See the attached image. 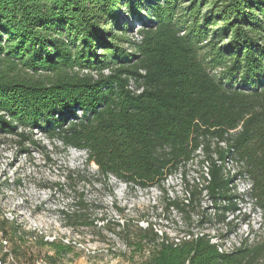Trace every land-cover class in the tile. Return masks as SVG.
<instances>
[{
    "label": "trees",
    "instance_id": "obj_1",
    "mask_svg": "<svg viewBox=\"0 0 264 264\" xmlns=\"http://www.w3.org/2000/svg\"><path fill=\"white\" fill-rule=\"evenodd\" d=\"M34 130L125 185L183 174L187 198L165 209L199 233L174 242L152 222H116L138 264H251L264 242L220 252L210 240L234 231L245 198L264 215V0H0V133L21 144ZM193 164L206 171L190 187ZM212 219L227 235L205 231Z\"/></svg>",
    "mask_w": 264,
    "mask_h": 264
},
{
    "label": "rangeland",
    "instance_id": "obj_2",
    "mask_svg": "<svg viewBox=\"0 0 264 264\" xmlns=\"http://www.w3.org/2000/svg\"><path fill=\"white\" fill-rule=\"evenodd\" d=\"M137 28L139 25L135 23L133 29ZM26 135L29 143L20 144L22 140L17 137L0 133V222L17 264L33 254L54 256V261L68 264H138L141 257L137 254L131 257V248L126 249L121 241L123 234L116 222L128 221L132 232L136 224L145 227L152 222L169 236L196 230V225L188 226L176 209H165L169 200L187 198L183 174L168 176L161 187L143 189L125 185L112 175L104 178L94 162L87 163L83 151L64 148L56 137L39 130L26 131ZM202 157L200 152L198 159ZM226 167L230 171L236 168L231 162ZM201 169L205 167L198 164L186 167L184 178L190 187L201 182ZM246 188V182L237 181V192ZM201 205L208 214L212 212L206 198ZM239 207L241 212L234 231L228 235L218 220L204 224L211 234L230 236L226 244L229 250L243 245L253 248L264 242L262 209L246 198L239 202ZM197 214V210L192 212V222ZM30 215L38 219L43 234L54 236V242L68 244L69 240L72 250L54 255L45 245V235L18 245L11 234L15 224L10 217L25 222ZM251 264H264V252L260 251Z\"/></svg>",
    "mask_w": 264,
    "mask_h": 264
},
{
    "label": "built area",
    "instance_id": "obj_3",
    "mask_svg": "<svg viewBox=\"0 0 264 264\" xmlns=\"http://www.w3.org/2000/svg\"><path fill=\"white\" fill-rule=\"evenodd\" d=\"M230 162L231 161H229L226 165H228ZM205 171H206V167H205ZM10 220L13 221V223L15 224L14 226L16 228L17 235L21 236L25 240V243L27 241H33L37 239L38 235H45L41 231V224L39 223L38 219L35 216L30 215V217H27L25 222H23L22 220L15 221L16 218L13 216L10 217ZM147 225L148 223H146L145 227ZM154 230L160 236H163L164 233H166V235L169 236L167 232L163 230H158L155 226H154ZM205 231L207 232L209 230L206 229ZM198 233H199L198 228H196L195 231L189 230V231L184 232V234L176 233L174 234V236H169V237L174 242H179L181 239H190L192 235H196ZM229 237L230 236L224 238V240H220L218 239V237H212L210 241L212 243L219 244L218 250L220 252L222 251L231 252L233 249L229 250L226 248V244L228 243ZM54 238H55L54 236L50 238L48 235H45V239H47L46 242H53ZM66 242L68 244H72L69 240ZM0 264H17L15 261V256L10 249V241L5 231H2V229H0ZM20 264H68V263L52 261L38 254H33L28 260Z\"/></svg>",
    "mask_w": 264,
    "mask_h": 264
}]
</instances>
